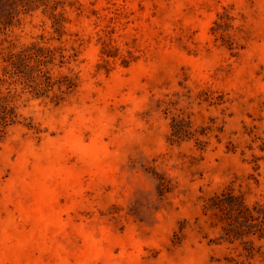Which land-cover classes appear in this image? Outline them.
Listing matches in <instances>:
<instances>
[{
    "label": "rangeland",
    "instance_id": "374dc122",
    "mask_svg": "<svg viewBox=\"0 0 264 264\" xmlns=\"http://www.w3.org/2000/svg\"><path fill=\"white\" fill-rule=\"evenodd\" d=\"M31 42L75 86L10 91L0 264H264V0H0Z\"/></svg>",
    "mask_w": 264,
    "mask_h": 264
},
{
    "label": "trees",
    "instance_id": "16d2710c",
    "mask_svg": "<svg viewBox=\"0 0 264 264\" xmlns=\"http://www.w3.org/2000/svg\"><path fill=\"white\" fill-rule=\"evenodd\" d=\"M52 50L37 43L22 44L18 49H9L0 57V135L6 127L15 123L13 106L8 104L10 91H16L14 86L20 87V92H28L33 98L47 97L48 92L56 84L58 92L69 91L75 84L64 76L60 80H52L43 71V66L50 62ZM4 86L6 92L2 93ZM54 104L60 100L59 95H53Z\"/></svg>",
    "mask_w": 264,
    "mask_h": 264
}]
</instances>
